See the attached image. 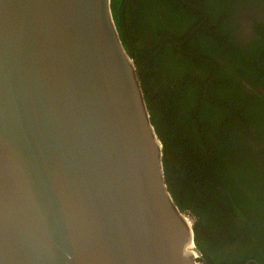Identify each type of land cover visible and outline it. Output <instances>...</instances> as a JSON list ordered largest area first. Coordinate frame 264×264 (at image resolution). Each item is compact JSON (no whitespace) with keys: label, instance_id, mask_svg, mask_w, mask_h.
Listing matches in <instances>:
<instances>
[{"label":"water","instance_id":"95a60500","mask_svg":"<svg viewBox=\"0 0 264 264\" xmlns=\"http://www.w3.org/2000/svg\"><path fill=\"white\" fill-rule=\"evenodd\" d=\"M112 0H0V264H203Z\"/></svg>","mask_w":264,"mask_h":264},{"label":"trees","instance_id":"16d2710c","mask_svg":"<svg viewBox=\"0 0 264 264\" xmlns=\"http://www.w3.org/2000/svg\"><path fill=\"white\" fill-rule=\"evenodd\" d=\"M260 1L112 0L168 192L192 218L203 264H264V100L242 87L260 81L264 30L240 47L225 27L240 3Z\"/></svg>","mask_w":264,"mask_h":264},{"label":"flooded vegetation","instance_id":"af4514ba","mask_svg":"<svg viewBox=\"0 0 264 264\" xmlns=\"http://www.w3.org/2000/svg\"><path fill=\"white\" fill-rule=\"evenodd\" d=\"M263 5L264 2L262 1L255 5L240 3L236 13L226 21V30L232 31V37L237 46L248 47L250 44H255L253 41L260 40L257 32L264 30ZM257 54L256 68L258 74L261 75H258L260 81H254L252 78H249L251 82L245 81L242 87L248 96H258L264 100V46L260 45ZM259 102L261 107L264 108V102L260 100ZM256 151L260 157H264V144L258 146Z\"/></svg>","mask_w":264,"mask_h":264},{"label":"rangeland","instance_id":"374dc122","mask_svg":"<svg viewBox=\"0 0 264 264\" xmlns=\"http://www.w3.org/2000/svg\"><path fill=\"white\" fill-rule=\"evenodd\" d=\"M188 220H189V223L192 224V218L189 217Z\"/></svg>","mask_w":264,"mask_h":264}]
</instances>
